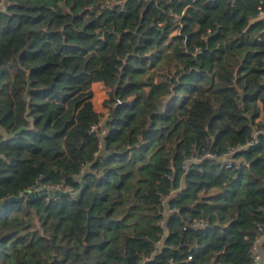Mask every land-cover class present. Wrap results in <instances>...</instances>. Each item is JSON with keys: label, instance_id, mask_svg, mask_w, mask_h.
I'll list each match as a JSON object with an SVG mask.
<instances>
[{"label": "trees", "instance_id": "trees-1", "mask_svg": "<svg viewBox=\"0 0 264 264\" xmlns=\"http://www.w3.org/2000/svg\"><path fill=\"white\" fill-rule=\"evenodd\" d=\"M1 1L0 264H251L264 0Z\"/></svg>", "mask_w": 264, "mask_h": 264}, {"label": "built area", "instance_id": "built-area-1", "mask_svg": "<svg viewBox=\"0 0 264 264\" xmlns=\"http://www.w3.org/2000/svg\"><path fill=\"white\" fill-rule=\"evenodd\" d=\"M117 0H112V1H109L108 3L105 4L104 7L106 8H113V5L114 3L116 2ZM121 0L118 1V3H120ZM5 6V3L4 1H1L0 2V11L3 10V7ZM122 9H124V7H121ZM260 15L261 16H264V9H262L260 7ZM120 102V101H118ZM94 129L97 128V126H94L93 127ZM239 148H235V149H232L230 153H228L227 155L225 156H220V155H217L216 153H212L210 151L206 152L204 155H199V156H193V157H188L184 160V167L185 168H188V164L190 161L192 160H201L203 157H211V158H214V159H220V160H224L225 163L227 164L228 167H231L232 166V161L231 159L229 158V156L231 154H233L236 150H238ZM41 188V187H40ZM58 189V190H62L63 189V185H55V186H51V187H47V189ZM39 189V188H37ZM37 189H34V190H37ZM199 225L201 226H204L205 225V222L204 221H200L198 222ZM260 230L264 231V226L263 225H260ZM264 237V233L262 236H260L259 238L256 239V241L254 242V245H253V255H252V261H251V264H264V253L261 249V242L263 241ZM191 258V256H190Z\"/></svg>", "mask_w": 264, "mask_h": 264}, {"label": "water", "instance_id": "water-1", "mask_svg": "<svg viewBox=\"0 0 264 264\" xmlns=\"http://www.w3.org/2000/svg\"><path fill=\"white\" fill-rule=\"evenodd\" d=\"M32 90V86H31V80L30 78L28 77V86H27V89H26V92L25 94L28 95L30 93V91ZM66 193H69V191H64V190H58V189H47L45 187H41L37 190H25L24 193L19 196V197H11V198H8L6 200H3V201H0V207L4 204V203H7L9 202L10 200L12 199H16V198H20V199H23L25 197L27 198H32V197H36V196H44V195H49L50 197H55V196H58V195H61V194H66ZM55 260H57V257H55Z\"/></svg>", "mask_w": 264, "mask_h": 264}, {"label": "rangeland", "instance_id": "rangeland-1", "mask_svg": "<svg viewBox=\"0 0 264 264\" xmlns=\"http://www.w3.org/2000/svg\"><path fill=\"white\" fill-rule=\"evenodd\" d=\"M93 86H94L93 102L95 108L98 111H102L104 108V100L109 96L108 89L102 83Z\"/></svg>", "mask_w": 264, "mask_h": 264}, {"label": "crops", "instance_id": "crops-1", "mask_svg": "<svg viewBox=\"0 0 264 264\" xmlns=\"http://www.w3.org/2000/svg\"><path fill=\"white\" fill-rule=\"evenodd\" d=\"M99 83H101V82H96V83H94L93 85H97V84H99ZM93 87H94V86H93ZM262 240H264V237H263Z\"/></svg>", "mask_w": 264, "mask_h": 264}]
</instances>
